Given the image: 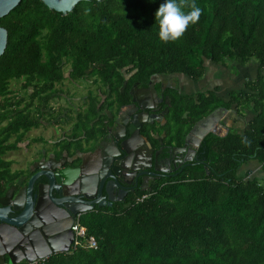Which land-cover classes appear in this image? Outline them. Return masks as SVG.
<instances>
[{"label":"trees","instance_id":"16d2710c","mask_svg":"<svg viewBox=\"0 0 264 264\" xmlns=\"http://www.w3.org/2000/svg\"><path fill=\"white\" fill-rule=\"evenodd\" d=\"M165 2L81 1L62 15L40 0H21L0 18V27L7 31L0 56L2 190L21 174L12 173L11 161L3 157L38 127L22 112L14 115L12 107L26 98L48 103L58 97L57 84L80 80L89 70L118 95L122 72L131 73L121 102L126 104L135 81L146 84L152 77L173 75L198 81L207 63L257 67L245 92H233L228 103L216 91L190 100L168 89L169 122L181 126L178 143L188 130L184 126L218 107L234 105L238 116L248 112L253 118L245 129L222 137L207 135L200 147L204 165L189 167L125 203L80 217L78 223L96 242L95 249L81 246L32 264H264V177L251 171L240 175L250 161L261 164L264 173V0H194L203 9L199 22L190 25L180 40L168 43L159 39L155 18ZM17 83L24 97L11 88ZM43 116L52 118L48 112ZM96 117L93 103L77 130H91L89 124ZM243 137L250 146L241 142Z\"/></svg>","mask_w":264,"mask_h":264},{"label":"flooded vegetation","instance_id":"af4514ba","mask_svg":"<svg viewBox=\"0 0 264 264\" xmlns=\"http://www.w3.org/2000/svg\"><path fill=\"white\" fill-rule=\"evenodd\" d=\"M216 66L217 65H215V67ZM251 66L252 65L249 64L246 68H254V66ZM234 69L238 68L231 67V65L226 68V70L229 71ZM205 72H208V68ZM218 73L220 74V70ZM69 74L70 69H67L65 77L68 78ZM203 77L198 81H193L186 76L173 75L170 77H152L146 84L135 81L128 91V102L122 104L121 102L124 101L123 93H125L126 84L132 78V74L129 72H122L121 79L123 81L122 86L119 88L120 95H118L113 94V91H110L108 86L97 80V78L91 74V70H89L86 71L85 75L80 80H65L57 84V90H60V92L57 93L58 97L52 98L48 103L41 100L39 97L34 99L26 98L22 104L12 107L14 115H16V112H22L24 115L28 116V118L35 119L38 122V127L29 130L27 133L46 126V124L51 122L53 126L58 125L61 126V128L62 126H67L66 132L73 134L82 132L83 138L81 143H84L88 148H84L83 150L85 151L83 152H79L77 149L75 151L77 155H74V157L82 156L87 165L96 168L98 171L103 168L102 154L100 150H98L100 144L103 148L107 147L108 150H111V154L115 156L110 160L109 168H114L117 171V175L115 176L116 180L114 182L109 178L105 180V183H109L108 188L110 190V195H107L104 189L99 190L101 180L97 174L96 176L92 174L84 177V185L86 189L90 190L89 194L92 197V199H89L90 201H87L81 195L75 197L72 194H53L54 197H57L59 202L62 199L66 200L68 198H78L86 202V204L65 202V206L67 205L68 207L65 208V210L60 208L56 210L52 207L54 213H57V234L59 231L62 232L69 228L71 230V226L76 221L77 217L79 219L92 211L102 208H112L114 205L125 203L139 192L152 191L153 187L160 182L180 176L182 172L189 167L205 164L206 160L200 149L202 140L209 134L222 137L232 131L233 126L238 122L236 106L234 107V105H232L228 109L218 107L211 114L198 119L191 126H184L185 130L187 128L188 130L184 134L183 141L178 143L175 139L180 137L182 132L179 136H176V133L181 126L169 122L171 98L169 97V93H166L168 89L172 91L175 90L180 96L190 100L198 99L199 95L213 91H216L217 96L221 95L218 89H209L207 86L199 88V83L203 81ZM175 78L176 80L179 79L178 82H175ZM65 85L66 89H63ZM68 86H72L73 90L83 88L86 90V93L82 96L76 95V93H73L74 91H70V88H67ZM233 92H245V88L242 91H228L226 95L219 97L225 103H228L230 102V95ZM30 93L29 91V94ZM111 95L112 97H110ZM54 100L64 102L67 107H60V103H58L57 107H53L52 102ZM111 101L113 102L112 105L109 104ZM137 101L140 105H138ZM93 103L96 105L97 117L89 124L91 130L79 129L78 131L77 123L79 119L91 110ZM46 112H48L52 118H48L47 120V118L43 116ZM212 115L214 119L211 118ZM187 116L188 115H186V118ZM62 120L64 124L61 123L59 125ZM199 133L205 134L203 139H200ZM111 134L119 137L123 136L119 143L123 140L132 142V144L129 145L131 149L128 154L122 152L116 144L114 145L110 141ZM11 140H13V138ZM34 140L35 150L32 156L23 159L21 164H16L17 167L15 166L16 169H20L24 172L22 175V178H24L23 182H28L31 177L39 172L38 163H44L49 161V159L53 160L49 161V163L55 164V162H60V164H64V167L78 165V161H73L74 157H72L73 155L70 153V147L68 149L63 148L64 145L76 141L70 138L62 139L60 137L54 142L52 141L46 144L42 138H35ZM34 144H26L23 150L30 151L29 148ZM18 150L19 144L17 150L9 151L6 154ZM12 165L13 162L11 161V166ZM106 169L107 171L104 175H107V172H109L107 166ZM20 178L21 177L15 179L12 183H7V187L3 188V190L0 186V198L4 196L9 187L16 184L17 181L19 182ZM42 181V178L37 177L34 180V188ZM77 186L76 183H73L72 186L69 187V190H67L73 191ZM99 192H101V199L95 203ZM109 196L112 198L111 201L109 200ZM109 202L111 206H108ZM60 204L62 205V202H60ZM90 207L91 209H89ZM69 208H76V211L85 208H87V210L78 213L75 218V216L68 211ZM15 215L16 213L9 214L10 217ZM47 215L48 214H46V217ZM72 221L74 222L72 223ZM46 225L45 229L49 230L56 227L50 228L49 224ZM22 262L25 261H21L20 263Z\"/></svg>","mask_w":264,"mask_h":264},{"label":"water","instance_id":"95a60500","mask_svg":"<svg viewBox=\"0 0 264 264\" xmlns=\"http://www.w3.org/2000/svg\"><path fill=\"white\" fill-rule=\"evenodd\" d=\"M20 1L0 0V18L6 16ZM40 1L50 10L66 15L72 11L77 3L89 0ZM6 44L7 31L0 27V56L6 48ZM133 101L136 102L135 100ZM137 103L140 105L138 101ZM211 118L214 119V116L212 115ZM199 134L200 139H203L205 134ZM121 137L111 134L110 141L114 145L116 144L122 152L128 154L131 149L129 145L132 142L123 140L119 143ZM99 146L98 150H100L103 158V168L100 171L87 165L82 156H75L73 161H78V165L71 167H64V164H60V162L49 163V161H53L49 159V161L44 163H38L39 172L31 177L28 182H23L24 178H22L20 183L17 182L7 189L4 196L0 198V264H19L21 261L32 264L44 260L53 254L69 251L74 234L70 228L62 232L59 231L57 234V213H54L52 207L56 210L57 208L65 210V208H68L67 205L65 206V202L80 204H86V202L78 198H68L60 200L62 202L61 205L53 194H72L75 197L81 195L87 201H90L89 199H92V197L89 194L90 190L86 189L84 185V177L92 174L96 176L97 174L101 180L99 190L104 189L105 193L110 195L109 183H105V180L106 178L113 182L116 180L117 171L114 168H109L110 160L115 156L111 154V150H108L107 147L103 148L101 144ZM106 166L109 172L104 175L107 171ZM37 177L42 178L43 181L34 188V180ZM73 183L78 186L73 191H68ZM100 193L95 203L101 199ZM109 200H112L110 196ZM108 206H111L110 202ZM86 210L87 208L79 211H76V208L68 209L75 218L78 213ZM11 213H16V215L10 217L9 214ZM46 214H48L47 217ZM46 224H49L50 228L56 227L51 230L45 229Z\"/></svg>","mask_w":264,"mask_h":264},{"label":"crops","instance_id":"0c3cea01","mask_svg":"<svg viewBox=\"0 0 264 264\" xmlns=\"http://www.w3.org/2000/svg\"><path fill=\"white\" fill-rule=\"evenodd\" d=\"M206 66L208 67V72H205V76L203 77V83H199V88H203V87H208L209 89H218L220 90V94L219 96H223L226 95V92L228 91H242L245 88V84L248 81H252L255 79L256 76L252 77V75L249 73L248 71H241V73L239 71H236L235 73H233L234 70H226V68H223V71H220L221 75H219L218 78V72L220 70V66H217V68H214L215 65H210L209 63L206 64ZM210 67V68H209ZM218 70V71H217ZM223 75V76H222ZM226 75V76H225ZM251 75V76H249ZM228 77V78H227ZM178 79V78H177ZM219 79V80H218ZM175 82H178V80H176V78L174 79ZM222 80V81H220ZM219 81V82H218ZM218 96V97H219ZM220 98V97H219ZM253 118L252 113H248L246 112L244 116H238V122L235 126H233L234 131H237L239 129H245L247 128V124L250 122V120ZM61 123H64V121L62 120ZM70 138L71 140H74L76 142H71L69 143V147H70V153L73 155L72 157H74L76 150L79 152H83L85 150H83L84 148H88L86 145H84V143H81L82 138H83V134L82 132L77 133V135L70 133V132H66V131H61L60 135L58 136V138ZM70 140V141H71ZM82 147V148H81ZM260 168V169H259ZM254 169V170H252ZM10 170L12 173L15 172H19L21 173L19 175L20 181L22 180V175L24 174L23 171H21L20 169H16V167L12 166L10 167ZM251 171L253 174H255L256 172L259 174L260 177H263V172L261 169V164H259L256 161H250L248 163H246L245 165H243L240 169V175H244L246 172ZM18 177V178H19ZM16 178V179H18ZM18 182V181H17Z\"/></svg>","mask_w":264,"mask_h":264},{"label":"clouds","instance_id":"9594fccd","mask_svg":"<svg viewBox=\"0 0 264 264\" xmlns=\"http://www.w3.org/2000/svg\"><path fill=\"white\" fill-rule=\"evenodd\" d=\"M202 12L203 9L194 0L192 2L189 0H166L155 13L156 21L159 23V39L164 43L180 40L190 25L199 22ZM241 142L245 146L251 144L247 137H243ZM78 220L77 217L76 221Z\"/></svg>","mask_w":264,"mask_h":264},{"label":"rangeland","instance_id":"374dc122","mask_svg":"<svg viewBox=\"0 0 264 264\" xmlns=\"http://www.w3.org/2000/svg\"><path fill=\"white\" fill-rule=\"evenodd\" d=\"M231 67H235V66L232 64ZM214 68H217V66L214 67ZM248 70H249V73L252 75V77L256 76L257 67H254L252 69H247L246 67L245 68H238V69H234L233 73H235L236 71H239L241 73V71L244 72V71H248ZM220 71H223L222 67H220ZM263 73H264V70H263ZM220 74L218 73V78H219ZM251 75H249V76H251ZM220 81H222V80H220ZM11 88L14 91H16L19 95L24 97V93H23L22 90L19 89L20 87H19L18 83L17 84H12ZM67 88H70V91H74L73 93H76V95H79V96L80 95L81 96L85 95V93H86V90L83 89V88H79V90H73L72 86H68ZM63 89H66V85H65V87H63ZM29 91L31 92V90H29ZM58 103H60V107H63V108L67 107L64 102H61V101L59 102V101H56V100H54L52 102V106L53 107H57ZM4 123L5 122H3V124H1V125H4ZM60 124H61V122L59 123V125ZM62 124H64V123H62ZM66 130H67V126H64V127L62 126V128H61V126H58V125L57 126H53L52 122L49 123V124H46V126L40 127L37 130H34V131L32 130L29 133H27L26 136H24L23 141L19 144V150L16 151V152H11V153L6 154L3 157V159L12 161L13 162L12 168H13V167L16 166V164H21V161L23 159H27L28 157L32 156V154H33V152L35 150V144H34V141H35L34 139L35 138L36 139L37 138H40V139L42 138L46 144H49L50 142H52V141L54 142L55 140L58 139V136L60 135L61 131H66ZM26 144H34V145L31 148H29L30 151H27V150L24 151L23 149L25 148ZM252 170H254V169H252ZM255 175L259 176V174L257 172L255 173ZM263 177H264V174H263Z\"/></svg>","mask_w":264,"mask_h":264},{"label":"built area","instance_id":"2783aa9c","mask_svg":"<svg viewBox=\"0 0 264 264\" xmlns=\"http://www.w3.org/2000/svg\"><path fill=\"white\" fill-rule=\"evenodd\" d=\"M71 231L74 234V239L71 244V250H75L78 247H87L95 249L97 247L93 238H87L86 229L79 225L78 221L74 222L71 226Z\"/></svg>","mask_w":264,"mask_h":264}]
</instances>
